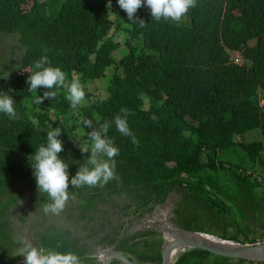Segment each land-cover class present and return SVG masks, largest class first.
<instances>
[{"label":"trees","instance_id":"1","mask_svg":"<svg viewBox=\"0 0 264 264\" xmlns=\"http://www.w3.org/2000/svg\"><path fill=\"white\" fill-rule=\"evenodd\" d=\"M28 1L25 6L27 0H0V52L3 37L15 51L0 53V92L12 96L18 116L9 119L0 113V264L22 256L10 208L22 197V190L27 202L35 200L38 205L32 213L37 228L28 235L30 242L72 251L85 260L77 237L41 210L49 198L38 192L28 160L47 143L50 126L60 127L58 138L64 150L59 155L68 163L69 178L75 175L89 155L80 147L90 149L92 144V129L81 123L82 118L91 120L96 129L108 121L107 135L119 148L115 179L103 187L69 186L82 205L91 196H115L123 203V213L140 215L163 202L172 189L181 188L184 204L188 199L191 205L181 212L176 209V215L184 216L175 223L181 227L224 228L231 201H238L237 208L244 212H261L260 207L259 217H264V0H196L179 23L156 21L144 5L135 13L144 20L143 26L138 20L129 21L117 0ZM117 31L123 34L121 40L113 38ZM235 52L240 61L233 60ZM44 54L52 66L65 71L69 82L79 76L85 86L94 76L108 75L102 93L91 94L85 86V101L76 109L66 100V89L41 87L30 93L29 72ZM19 68L22 73H16ZM50 90L58 91L55 98L33 103L36 94L43 96ZM125 112L138 145L116 128L115 116ZM248 130H253V136L245 139ZM112 233L113 228L101 238L111 241ZM165 238L176 237L165 233ZM159 241L156 230L143 228L118 238L116 245L157 264L158 254L149 257L153 249L149 254L147 247ZM211 254L190 247L171 264H226L228 257ZM236 260L264 264V260Z\"/></svg>","mask_w":264,"mask_h":264},{"label":"clouds","instance_id":"2","mask_svg":"<svg viewBox=\"0 0 264 264\" xmlns=\"http://www.w3.org/2000/svg\"><path fill=\"white\" fill-rule=\"evenodd\" d=\"M117 2L119 4V7L126 12L128 20L133 22H136L138 20L141 26H143L145 22L143 19H137L135 17V13L140 7L144 5H146L150 9L151 17L156 21H159L163 18L165 20H172L177 23H179L187 15L190 8L196 6V0H117ZM28 3H30V1L27 0V4ZM118 35L123 38V34L120 31H117L113 35V38L114 36ZM46 52L47 49H45V53ZM238 56L241 58V55L238 52L233 53V60L238 61ZM34 69L35 70L29 72L30 75L27 78L28 91L30 93H36L37 89L41 87L51 90L54 88L57 90L63 88L67 91V95L65 98L70 102L71 108L76 109L78 106H81L84 103L85 86L81 82L79 76L73 77L69 82L65 71H63L58 66H52L46 54L42 55L39 60L34 61ZM18 72L22 73L23 70L21 71V68H19L18 70H16V73ZM2 76L3 78L7 79L8 73H5ZM86 84L87 83H85V85ZM51 90L45 91L43 93V96H38L36 94L33 103L40 105L41 103H43L44 99L55 98L58 94V91ZM14 105L15 100L11 95H9L7 92H0V113L7 115L9 119H17L18 116ZM126 116V112L124 116H115L114 122L116 128L122 135L131 137L133 145H138L139 142L129 128ZM81 123L84 126L92 129L89 132V137L92 141V144L90 149L87 146L80 147V150L82 152L89 153L88 159L84 164H81L78 167L75 175L71 176V178H69L68 163L59 155L64 150L62 141L58 138L61 135L60 127L53 128L50 126V130H48L46 133L47 143L40 145L33 154L28 156V160L30 161L31 167L33 169V175L35 176L37 190L40 193H46L47 197L49 198V202L43 204L41 210L45 215L52 216L53 219L55 216L59 215H63L64 217H66L67 215L72 214L73 219H75L80 215L84 216L86 213L93 214L98 210L100 203H103L105 200L110 199L106 196L105 198L91 196L90 198H88V201L84 205H82L81 202L77 200L76 196L69 192L70 185L71 187L75 188H80L85 185L89 187H96L98 185L103 187L108 183V181L116 178V161L114 158L119 155V148L115 145L113 139L109 138L107 135L110 123L108 121H105L102 125L99 126L98 129L93 127V122L89 119L82 118ZM155 204L158 203H154L153 205H151L149 211L143 212V215L140 214L142 215V217L139 220H133L132 223L136 224V226H134V229L140 227L151 228L158 232L160 241L155 244L156 246L154 247H147L148 253L150 249H153L150 252L151 254L149 253V257L158 254V264L160 261V244L165 238V233L162 227L164 225H167L183 229L189 228H184L175 224V222H178L176 219L172 220L171 222L162 221V224L160 227H158V229L153 228L152 226L154 225H152V223L156 221V216H158L159 213L158 210H151L153 209V206ZM79 207L80 209H85L80 210ZM126 214L132 215L133 218H139L136 213L126 212ZM118 216L119 215H115L113 217L105 216L101 221L106 224L109 222H113L114 226L105 230L100 229L102 233H100L99 237L96 236L95 238L92 237L95 231L91 230V219H78L74 222L75 226L73 227L75 228L73 229V231L69 232L71 233V235L77 237L76 243L83 246V254L85 255V260H83L78 254L72 251L60 252L52 248L45 249L44 247L33 245L31 242H24L23 247L20 248L18 252V254L22 256L9 264L22 262H24V264H102L104 254H100L99 250L104 249L110 245H112L115 250H118L122 254H124L127 258L134 259L138 264H150L149 258L141 259L137 257L132 251L117 247V240L118 238L122 237V235H119V231H123L122 220L118 222ZM152 216H155L154 219H151ZM97 218H102V216H97ZM84 222L85 225L83 224ZM112 228L113 233L115 232V235H112V237L114 238L111 241L108 239L104 241V239L101 238L105 237L103 233H105L106 231H111ZM189 230L206 229L195 228ZM207 231L215 234L209 230H206V232ZM217 236L229 238L221 235ZM81 237L84 238L81 239ZM260 239L247 242H254ZM234 240L242 241L241 239ZM177 252L179 254L180 251L177 250L176 252H174V254ZM177 255L172 256L173 259H169V264H171V262ZM107 264L126 263L113 258Z\"/></svg>","mask_w":264,"mask_h":264},{"label":"rangeland","instance_id":"3","mask_svg":"<svg viewBox=\"0 0 264 264\" xmlns=\"http://www.w3.org/2000/svg\"><path fill=\"white\" fill-rule=\"evenodd\" d=\"M27 5L28 4H25V6ZM114 38L121 40V36L119 35L114 36ZM2 40H5V43H3L4 44V46L2 47L3 51L0 53L6 55L13 54V52L15 51L13 49L14 47L12 46L10 40L6 37H3ZM122 49L123 46L117 48L114 52L115 56L119 55ZM237 58L238 61L241 60L239 56ZM12 68H14V64H12ZM107 77L108 75L94 76L89 80L90 82H87L85 86L88 88V90L91 91V94L100 95L102 93V89L104 88V85L107 83ZM88 97H90V95ZM251 135L253 136V130H248L243 134V138L246 139ZM226 155L228 158H230V160L232 161L236 160L234 156L230 155V153L226 152ZM17 183H20V180ZM26 194L27 193L25 192V190H22L20 194L22 197L20 198L18 197L16 201L10 203L11 215H12L11 225L13 232L16 235H18V239H19V243L16 245V247H18L20 244L23 245L24 242H30L28 235H30V232H32L33 229L35 230L37 228V225H32L34 222L32 213L38 210V205L36 204V201L33 199L32 200L34 203L31 200H28L27 202ZM183 196H185L184 189L181 188L172 189L165 196L163 202L155 204L153 206V209H151L153 211L158 210L159 212H166V213H162V215L156 216V221L152 223V225H154L152 226L153 228L158 229V227L161 226L162 221L171 222L174 219L176 220L183 219L184 216H182L181 214L175 215L177 214L175 209L181 212L180 209H182V207H184V210H188L191 207L190 203L188 202V199L186 201V204H184L182 200ZM241 197H238V200L242 199ZM198 202L204 203L202 199H199ZM193 203L194 205H196L195 201ZM121 204L123 203L121 202L120 198L112 197L111 199L105 200L103 203H100L98 210L95 213L93 214L86 213L84 216L80 215L77 218L91 219L90 220L91 230L95 231L94 235L92 236L93 238H95L96 236L99 237L100 233H102L101 230H105L114 226L113 222H109L106 224L101 221L105 216L113 217L115 215H119L118 222L122 220V228H123V231H119V235L125 236L128 234H133V232L143 230V228L141 227L134 229V226H136V224H133L132 221L139 220L144 213L142 215H138L139 218L136 217L133 218V216L130 214H126V213L123 214L125 210L121 208ZM236 204H239L238 201H236L235 203H232V201L228 202L229 213H230L228 218L226 217L228 224L224 228L213 229V230L217 233L234 235L238 239L248 240V239L264 238V217L262 216L259 217V215L263 212L262 208L259 207L261 212H258L257 210H253V209L252 210L249 209L248 212H244L242 209L237 208ZM184 215L186 214L184 213ZM97 216L98 217L102 216V218H97ZM231 216H232V220L229 222ZM47 217L49 220L55 222L58 225H61L63 228L69 229L70 232L73 231V229L75 228L73 227L75 226L74 222L78 220L77 218L73 219L72 214H69L66 217H64L63 215L55 216L54 219L50 215H47ZM162 217H164V219ZM201 228L206 230H212L205 225L204 227ZM83 238L84 237H81V239ZM211 256H209V259ZM225 263L244 264L242 261L240 260L237 261L236 258H231V257H228Z\"/></svg>","mask_w":264,"mask_h":264},{"label":"water","instance_id":"4","mask_svg":"<svg viewBox=\"0 0 264 264\" xmlns=\"http://www.w3.org/2000/svg\"><path fill=\"white\" fill-rule=\"evenodd\" d=\"M162 228L164 233L176 238L174 241L163 239L159 248L160 261L158 264H169L171 254H174V252L183 246L198 247L210 253L226 257L264 260V239L254 242H242L220 237L203 230H189L167 225H164ZM99 253L104 254L102 264H107L113 258L126 264H138L134 259H129L120 251L115 250L112 245L100 249Z\"/></svg>","mask_w":264,"mask_h":264},{"label":"bare ground","instance_id":"5","mask_svg":"<svg viewBox=\"0 0 264 264\" xmlns=\"http://www.w3.org/2000/svg\"><path fill=\"white\" fill-rule=\"evenodd\" d=\"M163 213H164V212H163ZM158 215H162V213H159ZM162 218L164 219V217H162ZM185 249H187V246H183L181 249H179V251H183V250H185ZM177 254H178V252L175 253V254H171L170 259H173L172 256H175V255H177Z\"/></svg>","mask_w":264,"mask_h":264}]
</instances>
